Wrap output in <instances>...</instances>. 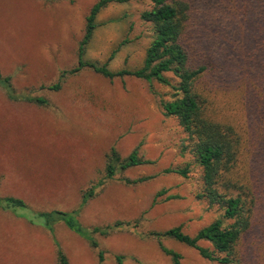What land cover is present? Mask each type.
I'll list each match as a JSON object with an SVG mask.
<instances>
[{
	"label": "rangeland",
	"instance_id": "rangeland-1",
	"mask_svg": "<svg viewBox=\"0 0 264 264\" xmlns=\"http://www.w3.org/2000/svg\"><path fill=\"white\" fill-rule=\"evenodd\" d=\"M96 1L0 0V74L11 78L16 95L47 101L11 100L0 83V197L22 199L32 211L74 212V219L86 229L106 228L117 221L121 226L109 228L106 235L94 234L98 248H93L59 220L48 230L41 221L20 217V208L16 213L0 208V264H59V251L67 264H172L151 233L181 226L194 235L222 213L217 205L197 197L202 168L183 127L160 108L161 100L171 99L170 87L132 76L109 79L85 67L66 75L58 90L48 88L63 70L77 65L85 18ZM263 2L194 0L198 20L214 17L201 24L205 29H200L201 34L218 36L221 46L229 50L225 55L233 85L241 72L232 59L237 65L236 57L249 48L253 36L257 47L252 43L251 48L264 67V21L259 22ZM151 7V0L110 2L96 17L84 60L106 63L112 71L140 67L153 35L152 25L140 15ZM166 75L173 84L178 82L172 73ZM229 82L225 88L206 92L212 102L210 111L234 128L247 149L248 129L254 126L244 113L246 80L238 81L241 90ZM204 84L209 86L205 80ZM250 85L257 88L260 79L251 78ZM112 148L121 158L136 149L149 162L105 178ZM240 159L242 173L245 156ZM185 166V177L163 172ZM144 177L135 183L126 181ZM91 187L93 195L82 204L83 193ZM261 227L244 237L240 249L247 256L242 264H264ZM160 242L181 255V264H221L174 239Z\"/></svg>",
	"mask_w": 264,
	"mask_h": 264
},
{
	"label": "trees",
	"instance_id": "trees-1",
	"mask_svg": "<svg viewBox=\"0 0 264 264\" xmlns=\"http://www.w3.org/2000/svg\"><path fill=\"white\" fill-rule=\"evenodd\" d=\"M113 1L123 3L129 0H97L92 4L86 15L84 33L78 45L77 65L69 70H63L57 82L48 88L58 90L66 75L74 74L85 67L109 79L132 76L148 83L157 81L170 87L173 90L171 99L161 100L160 108L164 115L175 117L183 127L191 142L190 151L202 168V187L197 197L206 200L210 205H217L222 213L198 229L194 235L183 232L181 226L151 234L158 239L161 251L170 257L172 264H181V255L162 245L160 242L162 238L174 239L195 249L201 257L221 264H242L244 257L247 256V252L244 251L243 254L240 249V245L244 246L246 239L244 237L254 227L260 229L261 224L264 226V67L256 59L255 48H251L252 43L257 47V40L253 36L251 44L248 42L249 48L239 58L236 57L237 65L232 59L233 67H238L241 72L233 85L228 81L231 71L228 70L229 61L225 55L229 50L221 46L218 36L201 34V30H205L201 24H208L214 17H203L198 20L195 16L197 9L194 0H151L152 7L140 15L143 21L152 25L153 31L152 39L145 49L142 65L135 69L112 71L106 63L98 65L84 60L83 55L97 27L98 13ZM263 14L264 12L260 10L259 22L261 19L264 21ZM262 32L264 34V26ZM239 63L244 66L240 67ZM166 73H172L178 82L173 84ZM254 77L260 79L258 89L250 85V80ZM243 78L246 80L243 95L244 113L248 124L254 126V130L248 126L251 128L250 131L248 129L250 142L247 149L243 145L242 137L231 125L220 122L213 116L210 111L212 102L208 101L206 95V92L214 89L225 88L228 82L233 89L241 90L238 81ZM204 80L210 87L204 84ZM0 83L11 100L20 98L37 104L47 103L42 97L16 95L9 76L0 74ZM259 128H262L261 133L258 132ZM244 156L245 159L242 160L244 171L241 173L238 165L240 157ZM148 162L138 156L136 149L121 158L112 148L107 155L105 178L113 177L116 170ZM187 171V166L163 170L164 173H174L183 177ZM146 178L126 181L135 183ZM101 183L102 181H99L98 185ZM92 195L93 187L83 193L82 204ZM0 208L15 213L16 208H20L22 209V214L18 213L20 217H25L32 223L41 221V226L48 230L56 220H59L93 248H98L94 234L106 235L109 228L121 226V222L117 221L106 228L94 226L86 229L74 219L71 214L74 212L32 211L22 199L13 196L0 197ZM201 242H206L209 246H202ZM242 249L245 250L244 247ZM98 258L99 261L102 260L100 250ZM118 260L120 261V257ZM58 261L59 264H67L65 255L60 251Z\"/></svg>",
	"mask_w": 264,
	"mask_h": 264
}]
</instances>
